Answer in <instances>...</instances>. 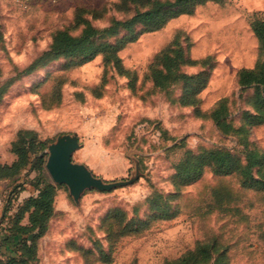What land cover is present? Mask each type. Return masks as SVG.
Instances as JSON below:
<instances>
[{
    "label": "rangeland",
    "instance_id": "obj_1",
    "mask_svg": "<svg viewBox=\"0 0 264 264\" xmlns=\"http://www.w3.org/2000/svg\"><path fill=\"white\" fill-rule=\"evenodd\" d=\"M118 2L0 0V162L15 159L11 149L19 132L25 133L24 142L44 143L45 161L49 144L74 136L79 145L74 163L106 183H124L110 191L85 190L77 202L61 185L65 192L57 199L42 261L162 264L205 243L216 247L214 256L225 251L229 264H264V192L245 188L238 175H216L211 169L185 184L175 170L186 156L211 149L228 150L240 160L248 150H264V124L223 135L207 116L222 99L228 103L226 119L235 127L247 121L245 111L252 112L253 89L240 90L235 73L251 68L257 58L249 18L255 12L264 16V0L207 2L158 31L138 34L118 52L127 74L102 55L88 61L41 59L56 31L78 34L73 22L78 9L103 29L122 18ZM125 35L111 33L95 42L114 44ZM174 39L179 43L172 46ZM170 46H190L192 60L212 58L196 107L179 104L181 84L162 91L148 80L149 65ZM203 69L199 62L180 66L186 74ZM34 177L23 172L20 183ZM3 182L4 201L17 183L8 182L5 189ZM23 188L34 191L28 184ZM154 204L166 211L154 210Z\"/></svg>",
    "mask_w": 264,
    "mask_h": 264
},
{
    "label": "trees",
    "instance_id": "obj_2",
    "mask_svg": "<svg viewBox=\"0 0 264 264\" xmlns=\"http://www.w3.org/2000/svg\"><path fill=\"white\" fill-rule=\"evenodd\" d=\"M224 1L227 0H119L116 8L121 12L122 18L113 19L103 29L94 26L86 17L87 11L80 8L73 20L74 24L79 26L78 34L73 35L67 30L56 31L41 59L67 56L88 61L102 55L105 62L112 63L120 73L127 74L128 70L121 64L118 52L128 42L134 41L138 34L158 31L179 15L192 14L199 5ZM137 26L141 28L135 33ZM249 26L256 39L257 58L251 68H240L236 71L235 82L242 91L253 89L249 98L252 112L245 111L247 121L244 125L235 127L226 119L227 99L218 101L207 116L223 135L246 133V126L264 124V16L258 12L253 13L249 18ZM122 31L127 35L114 44L95 42L101 36ZM178 43L177 39H174L172 46ZM172 46L164 49L149 65L148 80L153 88L162 91L170 89L174 84H181L183 93L178 99L179 104L196 107L200 102L199 93L208 82L212 58L192 60L188 56L190 46L185 49ZM197 62L206 69L196 74L180 71L182 64ZM35 64L27 69H31ZM24 134L19 132L18 139L12 144L11 151L16 156L15 159L11 163L0 162V181L17 183L5 197L3 215L0 217V225H5L4 243L10 244L8 248L0 247V264H31L39 258L38 243L48 233L50 222L57 213L54 209L55 196L57 190L63 187L55 185L45 172V155L42 153L44 143L34 139L24 142ZM207 169H211L216 175H238L242 178L245 188L264 192V150H248L240 160L228 150L211 149L199 155L186 156L175 166L177 177L185 184L196 182ZM23 172H34L35 177L20 183ZM26 184L34 189L35 194L18 201V196ZM152 207L156 211H166L165 206L161 208L154 204ZM25 218L27 224H22ZM215 251L216 247L213 245L198 243L193 250L162 264H229L225 251L214 256Z\"/></svg>",
    "mask_w": 264,
    "mask_h": 264
},
{
    "label": "water",
    "instance_id": "obj_3",
    "mask_svg": "<svg viewBox=\"0 0 264 264\" xmlns=\"http://www.w3.org/2000/svg\"><path fill=\"white\" fill-rule=\"evenodd\" d=\"M79 147L74 136L58 137L47 147L45 170L55 185H64L74 202L85 190L110 191L123 182L106 183L94 176L84 165L74 163L72 154Z\"/></svg>",
    "mask_w": 264,
    "mask_h": 264
},
{
    "label": "crops",
    "instance_id": "obj_4",
    "mask_svg": "<svg viewBox=\"0 0 264 264\" xmlns=\"http://www.w3.org/2000/svg\"><path fill=\"white\" fill-rule=\"evenodd\" d=\"M4 183V188L5 189H7V184L6 183H8L7 181H4L3 182ZM5 189H4V192H5ZM1 192H3V191H0V217L3 215V204H4V201H3V197L4 196H2V193ZM62 192H65V191H63V189H58L57 190V192H56V196H55V202H54V209H55V212H58L59 211V208H58V206H57V199H59V197L61 196V193ZM3 194H5V193H3ZM35 194V192L32 190H28L27 189V191H23L22 192V194H21V198L18 200V201H21V200H23V199H25V198H27V197H29V196H32V195H34ZM13 212V211H12ZM22 224H27V218H25L23 221H22ZM51 224H52V222H50V227H49V230H48V233L44 236V237H42L41 239H40V241H39V243H38V257L41 259V262H40V264H45L43 261H42V245H43V242L47 239V240H50V238H51ZM4 224L3 225H0V247L2 248H8V247H10V244L8 243V244H6V243H4V237H5V231H4ZM46 240V241H47ZM0 248V249H1Z\"/></svg>",
    "mask_w": 264,
    "mask_h": 264
}]
</instances>
